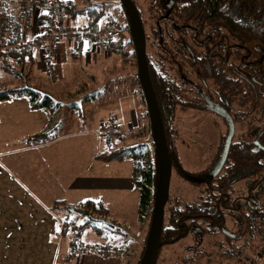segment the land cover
<instances>
[{"label": "trees", "instance_id": "16d2710c", "mask_svg": "<svg viewBox=\"0 0 264 264\" xmlns=\"http://www.w3.org/2000/svg\"><path fill=\"white\" fill-rule=\"evenodd\" d=\"M9 1L11 2V0ZM53 2L60 9L62 15L68 18L79 17L80 21L86 23L91 30L109 21L113 16V8L117 7L124 20L117 25L115 38L109 42L100 43V47L118 55L122 59L131 57L135 63L134 49L130 50L127 46L132 44L129 22L120 2L117 4L106 1L90 2L80 7L66 0H53ZM163 5V0H151L146 9L143 10L140 18L142 25H146V44L152 49L150 51L146 50L145 56L151 85L161 114L168 150L175 147L174 140L177 132L175 129L176 106L197 105L193 101L183 100L182 96L186 94L185 91L188 90L189 84L177 75L175 69L177 65L175 58L180 53L179 50L184 49L186 44H190L183 34L187 32L189 24H193L198 31H207L210 35L217 30L223 29L227 32L226 41L236 42L239 49L229 50L227 67H222V57L218 59L212 58L213 62L211 64L202 60L208 58L205 56L204 58H197V70L202 79L206 80L212 68L218 69L216 70L218 73L215 76L220 80L214 82V86L219 90L220 100L226 102L225 108L231 115L238 134L246 136V138L241 141L242 144L239 141L230 145L227 158L215 185L221 188L229 187L236 179L249 178L257 174L262 176L260 181L263 180L262 183H264V164L262 165V162H260L264 160V157L261 156L264 154L262 148L264 146V0H184L183 3L176 4L170 10V16H174L175 24L173 22L168 24L164 20ZM7 6L8 0H0V15L12 16L15 13L6 12L5 8ZM16 26L13 29L12 37H7L10 40H17L20 37L19 27L18 25ZM185 36L187 35L185 34ZM70 40L72 43L70 55L73 59H80L87 35L76 34ZM31 51V46H22L19 49L12 48L0 51V54L9 55L20 62L22 58H25V55L30 56ZM2 68L7 73H20V70H16L13 64L4 63ZM223 68L227 69V71L225 72ZM50 69L48 70L49 73ZM240 70H242V74L237 73ZM220 75L222 77L227 76L221 80ZM134 76L138 84L141 101H144L136 71H134ZM190 89L192 90V88ZM19 96L25 97L29 106L33 109L56 111L61 107L60 101L28 85L0 88V100ZM74 105L76 104L74 103ZM68 107L72 109L73 104L69 103ZM74 108L79 112L77 106H74ZM198 108L204 109V103ZM143 113L147 114L145 106H143ZM145 125L149 128L148 122ZM53 129L36 132L28 136L26 141L32 143L47 141L53 138ZM219 132V137L223 139L224 132ZM253 135L254 140L258 142V146L252 140ZM105 140L108 141L107 148L94 154V159L109 162L129 158L132 161L131 180L133 188L138 192L137 220L138 223L141 220L143 221L140 226L138 224L140 228L139 235L134 236L132 233V238L124 237L127 233L122 231L121 227L113 222L101 219L100 216H106L107 213V209L101 200L85 199L72 205L65 204L64 207L82 216V225H89L95 233L103 237H105L104 233L106 232L119 235L121 238L114 245L115 251L119 250L120 253H125L128 244L134 239L136 242L131 264H138L144 249L153 195L158 181L157 158L153 150L151 137L148 141L137 140L129 144ZM173 153L174 157H171L175 158V161H173L177 166L179 165V160L177 154ZM177 170L180 171L179 167ZM190 183L201 188L196 191L193 197L186 198L184 195H180L177 192L171 193L169 190L163 210L165 216L163 215L164 227L161 229V236L165 235L164 237L168 238L177 234L179 229L177 227L178 220L182 222L188 218V215L207 212L205 205L209 203L210 194L205 190L207 188L206 180L203 179L198 182L193 180ZM259 192L260 195L264 196V190ZM179 203H182V205L180 206ZM177 204L179 205L177 206ZM144 212H146L145 217L141 218ZM249 213L251 215H246L245 222L246 236L251 234L250 226L254 217L253 210H250ZM193 217L195 221L200 219L201 222L205 218V216L200 215ZM171 227L174 228L175 232L167 231ZM204 243L210 245L209 241L205 240ZM73 244V240H71V245ZM196 244L200 245V243ZM96 247L97 249L95 250L104 251L98 248L99 246ZM200 248L203 250L207 249L200 245L196 248V251L194 250L196 254L193 257L192 254L179 258V264H203V262H208L206 257L199 254L203 252ZM217 250L220 251L221 248ZM156 253L153 264L157 262ZM232 260L235 261V259Z\"/></svg>", "mask_w": 264, "mask_h": 264}, {"label": "rangeland", "instance_id": "374dc122", "mask_svg": "<svg viewBox=\"0 0 264 264\" xmlns=\"http://www.w3.org/2000/svg\"><path fill=\"white\" fill-rule=\"evenodd\" d=\"M77 1L75 2L77 7L84 6L90 2L100 1L115 4V0ZM136 2L139 7L144 8L149 0H136ZM112 12L115 16L117 13L120 14L119 23L124 20L117 7H114ZM127 46L128 49H133L132 44ZM146 50L150 51L152 49L147 45ZM83 55V58L77 62L76 67H70L68 72L71 76H78V80L75 79L76 82L60 84L57 83L58 79L54 81L57 83L58 94L63 93L61 97L64 100L78 105L79 112L74 109H63V113L59 117L60 123L54 126L53 129L58 135L64 132L69 134L67 136L68 139L62 142L67 146L66 150L65 146L59 149L61 151L59 155L63 154L66 157L65 162L70 170L74 168L77 171L84 167L90 152L97 153L107 148L104 134L99 130V126L106 121L110 114L121 118L122 115H130L132 109L138 111V113L140 111L143 112L142 108L145 106L144 101H141L138 84L134 76L136 60L134 63L131 57L122 59L108 50L99 51L98 48L90 50ZM14 67L19 71V66L14 65ZM26 69L27 67H24V70ZM21 79L24 83L37 86V81L34 78H25L24 76L20 78L9 73L0 72V88L20 86ZM84 95H87L89 99L84 100ZM65 110L70 112L67 113ZM70 115H75L78 119V128L71 125ZM176 116L178 121V139L184 141L183 144L187 143L193 146L188 148L185 145L183 147V144L177 145L179 161L182 166L188 169L201 168L207 160L204 158L206 157L207 145L210 142H216L217 129L218 127L222 128V125L220 123L211 125L210 123V127V116L191 108L177 109ZM133 125H136L141 130L136 135L129 136L131 139L127 142H120V144L135 142L139 138L146 137L147 133L150 132L145 123L140 125L134 122ZM76 131H80L77 134L78 137H73V132ZM141 131L143 135L139 133ZM6 133L7 130L0 131V264H50L51 258L53 259L51 264L54 261L60 264V257L54 258L52 254H57L56 252L58 254L64 253L66 245L64 242H51L53 238L54 240L58 239L59 231L62 229V219H74L73 221L78 226V236L76 235L78 246H84L86 240H88V234L92 231L91 227L82 225V216L73 210H70L69 216L66 215L63 209L60 208L63 204L48 202L51 198V196H48L49 193L54 196H66V199L70 201L68 202L70 205L87 199V197L89 199L91 197L99 199L101 196L103 205L108 209V215H101L100 218L107 217L109 222L121 227L122 231L127 233L126 235L124 234V237L132 238V233L134 236L139 235V226L143 221L141 220L138 223L137 220L138 192L133 186L131 188L129 184L120 185L116 182L125 178H127L128 182L131 181V159L127 158L122 163H116L120 164L117 166L112 161L103 162L102 164L106 167L104 171L98 173L100 180L95 185H91L86 189L83 188L85 190L75 188L71 184L68 186L60 185L61 190H29L19 184V179L21 177L23 179L24 175V181L28 183L29 178H26V175L30 173L29 164L32 165L33 161L24 154L9 151L13 145L17 144L7 143ZM124 134L126 133H122L121 136ZM114 138L112 141H115ZM197 139L198 144L196 145L195 141ZM80 141H83V145H81ZM24 161L27 163L23 164ZM79 182H81L80 179ZM79 182L77 181L76 184H79ZM187 185L189 184L182 182L172 172L169 186L171 193L177 192L186 196V198L193 197L195 192L189 190ZM185 188L188 190H184ZM73 215L75 218L72 217ZM255 224L252 238L246 237L244 239L245 245L247 244L244 250L249 255L255 254L253 264H264V218L262 221L258 220ZM69 234L72 236L73 233L69 232ZM104 236L93 234L94 239L98 240V242L101 241L99 243L109 245V249L106 248L103 252L110 251L113 245L118 243L121 238L119 235L117 236L110 232L104 233ZM135 242L132 239L125 253H119V255H123L121 264H131ZM183 243H186V241H182L180 245L178 243L173 244L175 250L170 251L171 254L169 252L166 254L165 251L163 254H166L164 256L166 258L158 260L157 264H173V261H175L173 254L175 251L180 252L179 249ZM205 247L208 248L210 245H205ZM65 264L75 263L72 259H69ZM203 264H208V262H203ZM211 264H222V262L221 260L218 262L212 261ZM245 264L248 263L246 262Z\"/></svg>", "mask_w": 264, "mask_h": 264}, {"label": "flooded vegetation", "instance_id": "af4514ba", "mask_svg": "<svg viewBox=\"0 0 264 264\" xmlns=\"http://www.w3.org/2000/svg\"><path fill=\"white\" fill-rule=\"evenodd\" d=\"M138 10L139 16L143 13V10L146 9L148 3L144 6V8H141L138 6L136 0H132ZM184 0H163V6L164 9V20L166 23H174V16L171 15V11L173 7L177 4L183 3ZM167 16V17H166ZM141 20V18H140ZM142 23V22H141ZM143 26V25H142ZM146 26V25H145ZM143 26L144 31V38L145 33H147L145 30L146 27ZM174 27V26H173ZM175 28V27H174ZM188 30H184L186 32L183 34V36L189 41V45L186 44L184 49H180V53L175 58L176 62V72L177 75L183 79L185 82L189 84V91H185V95L182 96L183 100L185 101H193L198 106H202V103H204V109L198 108V106H185V105H177L175 109V121L176 126L175 129L177 132L175 133V140H174V149L170 148L168 150L170 162H171V174L172 172L175 173V175L184 183L189 184L187 185L189 187V190H193L196 194L197 190H200V187L195 186L194 184L190 183L191 181H200L205 179L207 182V190L209 192V203L205 205V208L207 209V212L205 213H195L193 215H188L187 219L180 222L178 220L177 227L178 233L174 234L170 237H164L165 235L161 236V230H160V236L159 241L160 244L156 249V258L157 262L158 260H161L164 257L167 252L170 253L174 249L173 244L182 243V241H186V243H183L181 245V248L179 249L180 252H174V258L175 261H173V264H179L178 260L179 258L184 257L185 255H192L196 254L194 250L196 251V248H198L200 245L204 249L205 247L204 241L210 242V247H208L206 250H203V252L199 253L201 256L206 257L208 260V264H211L212 261L221 260L222 264H245L246 262L249 264L254 263L255 254L249 255L245 250L244 239L246 237H251L253 234V227L256 226V222L258 220H263L264 218V196L260 195V190H264V183L262 179V176L260 174H257L256 176H251L249 178L242 177L239 179H236L229 187L221 188L215 185L217 183V177L220 175L222 167L225 163H223L220 171L214 175L209 180L207 179L208 175L214 167L217 165L225 142V138L229 131V120L228 117L224 113H219L217 109H224L227 113V109L225 108L226 102L223 100H220L219 98V90L215 88L214 82L217 80V76H215L218 72L213 69L209 71V77L206 78V80L202 79V77L198 74L197 70V58H204L205 56L208 58L202 59L204 62H210L212 64L214 59L221 58L222 67H227L228 63V53L229 50H234L237 47L236 42H227V32L223 29L217 30L216 32H213L211 35L208 34L207 31L202 30L198 31L193 24H189L187 26ZM209 36V37H207ZM190 46V47H189ZM147 44H146V38H145V50H146ZM239 49V48H238ZM186 51V53H185ZM189 58V59H188ZM220 63V65H221ZM222 69V68H221ZM242 69V68H241ZM223 70L226 72L227 69L223 68ZM242 70L238 71L237 73L242 74ZM227 75L224 77H221V80L223 78H226ZM179 108H191L196 110L197 112H203L206 113L209 117V125H222V128L218 127L217 129V139L215 143H208L207 145V151H206V163L204 166L198 169H188L181 165L179 161V165H175V158L174 157L175 152L178 157L177 152V145L183 144L184 141H180L178 139V121L176 112ZM229 114V113H228ZM230 115V114H229ZM231 118V115H230ZM232 120V118H231ZM233 122V120H232ZM210 125V127H211ZM233 135L230 140V145L233 142H239L246 138V136H240L238 134L237 127L235 123L233 122ZM201 131V129H200ZM224 132V138L221 139L219 137L220 132ZM252 140L255 141V145H257V141L254 140V135L252 137ZM167 143V142H166ZM195 144H198V139L195 141ZM187 146L188 148L193 147L190 144H183V147ZM195 145V146H196ZM258 146V145H257ZM264 150V146H262ZM229 150V148H228ZM228 154V152H227ZM264 157V154L261 155ZM259 156V157H261ZM227 158V156H226ZM174 160V161H173ZM179 160V157H178ZM226 160V159H225ZM261 164H264V160L260 161ZM179 167V170L177 168ZM181 167V168H180ZM204 170V171H203ZM202 173V174H201ZM171 178V175H170ZM181 184V183H180ZM170 186V182H169ZM170 190V189H169ZM188 190V189H184ZM193 192V193H194ZM192 193V194H193ZM194 194V195H195ZM263 197V198H262ZM180 206L182 203H179ZM177 204V206L179 205ZM164 210V208H163ZM250 210L254 211V217L251 222V234L246 236L245 234V222H246V215H251L249 213ZM163 215L165 216V213L163 212ZM205 216L203 221L197 220L195 221L193 216ZM192 216V217H191ZM194 218V219H193ZM194 220V221H193ZM163 219H162V225L161 229L163 228ZM174 228H170V230H167L169 232H175L173 230ZM252 238V237H251ZM196 243H200V245H197ZM205 244V245H204ZM219 246H217V245ZM197 245V246H196ZM214 245V246H213ZM213 248V250L209 249ZM221 248L220 251L217 249ZM175 250V249H174ZM166 251V252H165ZM166 253L165 255L163 253ZM163 255V256H162ZM232 259H235L233 261ZM247 259V261H246ZM233 261V262H232ZM246 261V262H245Z\"/></svg>", "mask_w": 264, "mask_h": 264}, {"label": "crops", "instance_id": "0c3cea01", "mask_svg": "<svg viewBox=\"0 0 264 264\" xmlns=\"http://www.w3.org/2000/svg\"><path fill=\"white\" fill-rule=\"evenodd\" d=\"M63 1V0H61ZM71 3L76 4L75 2H78L77 0H66ZM93 1V0H92ZM96 1V0H94ZM17 0H11V2L8 0V6L5 8L6 12L14 13L16 10ZM33 11L35 12V31L39 33L42 30V21L46 18L43 12L37 11L35 9V6H33ZM62 22H66V17L64 16L62 19ZM79 17H72L68 18V22L70 24H74L76 22H80ZM16 26V25H15ZM14 25L11 26V28L6 33L7 37H12L13 29L15 27ZM17 27V26H16ZM40 34V33H39ZM42 40L43 42H39L36 44H33L31 55L27 56L25 55V58H22L20 62L16 61L13 57L9 55H2L0 54V72L7 71L2 68V64L9 63L13 65L19 66L20 73L14 74L9 73L14 76L25 78H34L37 81V86L24 83L22 79L20 80V86L22 85H28L31 87H34L44 93H47L51 95L54 99L61 102V107L56 111H49L45 109H33L29 106L28 100L23 97H11L6 99L0 100V131L1 130H7L6 133V142L10 144H17L13 145L9 151H12L14 153H21L25 156H28L32 159L33 163L32 165L29 164L30 173L26 175V178H29L28 183L24 181V175L23 179H19V184H21L23 187L28 188L29 190H61L60 185H73L75 188H80V190H85L91 185H95L96 182L100 180L98 173L105 170L104 164H102V161H98L94 159V154L96 153H89V158H87V164L84 163V167L77 171V169L68 168L67 163L65 162L66 157L61 154V151L59 149H62V147L65 146L62 142L64 140L68 139V133L64 132L61 135H58L54 131L53 138L44 141V142H28L26 141V138L36 132L47 130L50 128H54V126L58 125L60 123L59 117L61 116V113H63V109H70L68 107L69 102L64 100L61 96L63 93H59L57 91V83H74L76 82L75 79L78 80V76H71V74H68L70 67H76V64L78 61H80L83 58V54L88 53L90 50L95 49V47H98L99 51H105L106 49H103L99 45H93V42H91L89 39H87L84 42V48L83 53L81 54L80 59H73L71 54V40L66 39L63 36L57 38L54 42H52V46L55 51L54 57H50L47 55L46 48L47 44L45 42V34H42ZM22 64V65H21ZM24 67H27L26 70H24ZM23 68V69H22ZM50 69V73L48 70ZM56 79L57 83L54 82ZM19 87V86H17ZM63 91V88H62ZM94 96V94H93ZM89 97L84 95V100H88ZM70 104H73L71 102ZM141 106V105H140ZM76 108V107H75ZM75 108H72L75 110ZM143 109V108H142ZM67 113H69V110H65ZM130 113V112H129ZM146 117V118H145ZM119 122L124 128V134L123 136H116L114 139L116 142H127L129 139V135H127L126 129L133 126V123H137L140 125H143L144 123H147V114L140 111H134L132 109L130 115H122L118 116ZM70 122L72 126H75L76 128L79 127L78 125V119L75 115H70ZM147 120V121H146ZM78 132H73V137H78ZM71 136V135H70ZM84 141V140H83ZM83 141L81 142V145H83ZM106 146L108 141L105 140ZM14 147H16L14 149ZM65 146V150H66ZM125 159L117 162L112 161L115 164L114 165H120L116 163H122ZM110 162V161H109ZM111 162V163H112ZM27 162L24 161L23 164H26ZM106 165V164H105ZM112 165V164H111ZM74 167V166H71ZM77 174V175H75ZM74 175L73 177H71ZM121 176V175H120ZM79 179L81 182H79ZM103 179V177H102ZM79 182V184H76V182ZM117 184H124V185H131L132 188L133 183L132 180L128 182L127 178L125 179H119L116 181ZM124 182V183H123ZM28 186H27V185ZM55 185V187H53ZM33 186V187H32ZM77 186V187H76ZM85 188V189H83ZM91 190V189H87ZM48 196H51V198L48 200V202H54L58 204H63L60 208L63 209L66 215H70V210L65 208V204H69V199H66V196L60 195V196H54L50 193ZM63 196V197H62ZM75 198V197H74ZM93 200H101L103 203V199L100 196L99 199L97 197H91ZM90 198V199H91ZM87 199H89L87 197ZM74 200V199H71ZM85 200V199H84ZM83 201V200H81ZM80 202V201H77ZM76 202V203H77ZM53 203V204H54ZM74 203V204H76ZM104 204V203H103ZM46 206V204L44 203ZM107 209V207H106ZM108 215V209L106 216ZM72 217L75 218L73 215ZM106 221H108L107 217H104ZM74 220V219H73ZM68 228L64 227L59 231L58 239L54 240L55 242L62 243L64 242L66 245V250L64 253L58 254H52L54 258L60 257L59 261L60 264H65L69 261V259H72V261L75 264H121L122 256L119 255V250L115 251V244L113 245V248H111L110 251L106 252H99L96 246L101 245V241L98 242V240L94 239L93 234L95 233L93 230L88 234V240H86V243L83 247L78 246V238L77 236L74 237L73 234L70 236L68 232ZM98 236H101L97 234ZM76 238V239H75ZM71 240H73V245H71ZM56 244V243H55ZM99 248V247H98ZM30 258V257H29ZM52 258L50 259V264L52 263ZM53 264H57L56 261H54Z\"/></svg>", "mask_w": 264, "mask_h": 264}, {"label": "built area", "instance_id": "2783aa9c", "mask_svg": "<svg viewBox=\"0 0 264 264\" xmlns=\"http://www.w3.org/2000/svg\"><path fill=\"white\" fill-rule=\"evenodd\" d=\"M114 3H119V0H115ZM33 6H35L37 11L43 12L46 16L41 23L42 30L39 32L40 34L35 31V12L33 11ZM119 16V13H117L116 16L113 14L112 18L105 24H101L97 28L91 30L86 23L81 21L70 24L67 21L68 17H66V22H62L61 19L64 15H62V12L54 4L53 0H19L17 9L12 16L0 15V51L12 48L19 49L22 46H32L33 44L43 42L42 34H45V42L48 45L45 53L50 57H54L55 55L52 42L62 36L66 39H71L76 34L87 35V39L93 42V45L100 46V43L109 42L115 38L117 25L119 24ZM13 24L18 25L20 30V37L17 40H10L6 36L10 26ZM99 130L104 134V138L108 140L122 135L125 131L118 118L113 114H110L106 121L100 124ZM139 130L141 129L133 125L127 128L126 132L127 135L132 136L136 135ZM139 133L143 135L142 131ZM150 137L151 134L149 132L146 137L139 138V140L148 141ZM145 214L146 212L141 215V218H144ZM61 227H67L68 230L73 233L74 237L78 234L77 223L71 218L62 219ZM106 246V244H101L99 248L101 250H106V248H108V246Z\"/></svg>", "mask_w": 264, "mask_h": 264}, {"label": "water", "instance_id": "95a60500", "mask_svg": "<svg viewBox=\"0 0 264 264\" xmlns=\"http://www.w3.org/2000/svg\"><path fill=\"white\" fill-rule=\"evenodd\" d=\"M119 2L122 4L129 22V32L135 54L138 82L147 111L153 150L155 152L158 165V181L155 186L153 195L150 219L145 236L144 249L138 262V264H153L156 249L160 244L159 236L163 219V208L166 204L169 192L171 162L164 134L161 114L148 73L145 56V38L140 16L132 0H119ZM217 111L219 113H224L228 117L229 131L225 138L220 159L212 172H210V174L208 175V180L220 171L226 159L230 140L234 130L230 115L222 108L217 109Z\"/></svg>", "mask_w": 264, "mask_h": 264}]
</instances>
